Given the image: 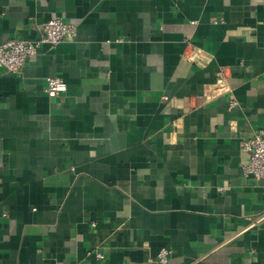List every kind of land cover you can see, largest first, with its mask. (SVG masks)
<instances>
[{
  "label": "crops",
  "instance_id": "obj_1",
  "mask_svg": "<svg viewBox=\"0 0 264 264\" xmlns=\"http://www.w3.org/2000/svg\"><path fill=\"white\" fill-rule=\"evenodd\" d=\"M53 19L0 69V264H264V0H0V44Z\"/></svg>",
  "mask_w": 264,
  "mask_h": 264
},
{
  "label": "built area",
  "instance_id": "obj_2",
  "mask_svg": "<svg viewBox=\"0 0 264 264\" xmlns=\"http://www.w3.org/2000/svg\"><path fill=\"white\" fill-rule=\"evenodd\" d=\"M41 35L38 40L24 41L10 39L0 44V69L10 73H19L28 57L35 55L41 45L54 48L63 41L72 40L76 34L73 25L63 22L61 19H53L41 26ZM228 71L219 69L216 76V86L225 89V79ZM66 91V84L59 77L46 79L45 93L48 97H57ZM235 101H230V107L236 106ZM241 152L246 155V161L242 164V173L245 177L254 178L264 193V132L258 131L251 138L241 142ZM170 252L161 249L157 255V264H166ZM100 257V255H98Z\"/></svg>",
  "mask_w": 264,
  "mask_h": 264
}]
</instances>
